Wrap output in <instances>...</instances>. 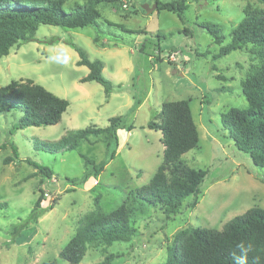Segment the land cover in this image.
Masks as SVG:
<instances>
[{
  "label": "rangeland",
  "instance_id": "rangeland-1",
  "mask_svg": "<svg viewBox=\"0 0 264 264\" xmlns=\"http://www.w3.org/2000/svg\"><path fill=\"white\" fill-rule=\"evenodd\" d=\"M63 1L66 8L87 2ZM120 3V8L117 3L95 7L100 19L111 23H102L101 30L125 44L107 39H99L102 46L95 44L93 27L64 30L40 25L34 41L12 46L0 58V87L31 80L69 103L60 121L50 126L14 129L21 114H0V264H64L58 258L60 250L96 204L109 213L127 202L134 209L130 218L134 233L128 242L91 245L80 264H98L105 258L107 264H164L180 230L221 231L226 222L254 206L264 210V168L234 145L221 122L229 108L248 106L240 82L259 65V58L251 48L217 57L220 47L229 44L243 9L264 5L257 0H184L187 9L181 21L166 10L144 13L142 5L155 0ZM205 21L220 29L222 43L216 44L202 27ZM68 40L89 59L103 62V77L118 86L109 97L99 83L80 81L88 68L76 64L79 55L64 43ZM69 56L68 63L60 62ZM177 100L188 102L199 138L181 160L206 174L197 204L188 207L192 200L188 196L178 213L167 218L132 195L148 183L162 161L161 133L146 123L157 117L163 102ZM112 117H121L133 129L117 128V146L111 143L108 151L92 135L73 150L49 153L34 147L57 142L70 131L104 128ZM111 151L115 153L109 159ZM82 156L96 165L107 163L97 176L84 177ZM26 159L48 167L50 178ZM40 197L45 211L36 222L26 223Z\"/></svg>",
  "mask_w": 264,
  "mask_h": 264
},
{
  "label": "trees",
  "instance_id": "trees-1",
  "mask_svg": "<svg viewBox=\"0 0 264 264\" xmlns=\"http://www.w3.org/2000/svg\"><path fill=\"white\" fill-rule=\"evenodd\" d=\"M121 1L87 0L83 5L77 4L66 8L63 0H0V58L7 55L12 46L34 41L40 25L64 30L93 27L96 31L93 37L95 44L102 46L99 39L125 44L122 39L118 40L116 36L112 39L101 30L102 23L108 26L111 23L100 19V13L95 7L102 3L111 5L117 3V7L120 8ZM257 2L264 5V0ZM155 3L157 11L166 10L175 14L179 20H184V12L187 9L184 0L165 3L155 0ZM202 27L213 37L216 44L222 43L224 36L216 25H209L205 21ZM64 43L77 51L79 59L76 64L88 68V74L80 81L99 83L105 95L109 97L118 86H113L110 80L103 77V62L89 59L86 52L70 40ZM140 48L142 50V47ZM244 48H251V52L259 58V65L240 82L241 92L248 106L229 108L221 115V122L234 145L249 154L255 166L264 168V8L253 9L246 6L243 9L241 20L230 32L229 44L220 47L217 57ZM218 78H222L221 75ZM68 104L67 100L57 97L31 80L11 81L0 87V114L9 111L21 114L13 125L14 129L54 125L60 121ZM146 126L161 133L162 161L148 183L136 188L132 198L160 210L168 218L178 213L182 200L188 196H192L188 207L197 204L206 172L187 165L181 160V156L196 147L199 140L198 132L188 102L184 100L163 102L157 117L150 119ZM119 127H125L128 131L133 129V125H124L121 117H112L108 126L104 128L87 127L70 131L57 142H42L34 147L49 153L61 149L73 150L82 140L92 135L105 143V149L108 151L111 143H114L113 147L117 146L116 130ZM12 148L14 157H18L16 147L13 145ZM114 153L115 151L110 152L109 159L114 157ZM82 159L86 170L84 177L97 176L107 163L104 160L96 165L85 156H82ZM26 161L37 167L45 178H50L52 172L48 167L38 166L29 159ZM41 201L40 197L35 202L26 223L36 222L43 214L45 208L41 206ZM133 210L124 202L111 212L104 213L96 204L92 213L85 217L84 223L62 247L58 258L64 264H80L88 247L93 244L111 245L114 242H128L134 233L130 224ZM241 241L253 246V252L249 253V264H252L254 256H258L261 264H264L262 208L254 206L245 213L233 217L224 224L221 231L199 227L180 230L167 249L164 264H233L232 253L236 244ZM108 259L105 258V261L98 264H107ZM42 264L59 263L48 261Z\"/></svg>",
  "mask_w": 264,
  "mask_h": 264
},
{
  "label": "clouds",
  "instance_id": "clouds-1",
  "mask_svg": "<svg viewBox=\"0 0 264 264\" xmlns=\"http://www.w3.org/2000/svg\"><path fill=\"white\" fill-rule=\"evenodd\" d=\"M71 60V57H66L61 63H68ZM253 252V246L245 244L243 241L239 242L235 246V250L232 253L233 264H249V253ZM239 253V254H237ZM252 264H261L260 258L254 256L252 258Z\"/></svg>",
  "mask_w": 264,
  "mask_h": 264
},
{
  "label": "water",
  "instance_id": "water-1",
  "mask_svg": "<svg viewBox=\"0 0 264 264\" xmlns=\"http://www.w3.org/2000/svg\"><path fill=\"white\" fill-rule=\"evenodd\" d=\"M156 7H157L156 3H154L153 5H150V6L148 4H143L142 10L144 11V13L148 14L151 11H153Z\"/></svg>",
  "mask_w": 264,
  "mask_h": 264
},
{
  "label": "built area",
  "instance_id": "built-area-1",
  "mask_svg": "<svg viewBox=\"0 0 264 264\" xmlns=\"http://www.w3.org/2000/svg\"><path fill=\"white\" fill-rule=\"evenodd\" d=\"M172 57H173V55H172V54H170V55L168 56V58H169V59H170V58L172 59Z\"/></svg>",
  "mask_w": 264,
  "mask_h": 264
}]
</instances>
